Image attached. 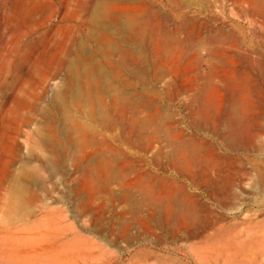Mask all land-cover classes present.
Listing matches in <instances>:
<instances>
[{"label":"rangeland","instance_id":"1","mask_svg":"<svg viewBox=\"0 0 264 264\" xmlns=\"http://www.w3.org/2000/svg\"><path fill=\"white\" fill-rule=\"evenodd\" d=\"M254 167L264 0H0V264H264Z\"/></svg>","mask_w":264,"mask_h":264},{"label":"bare ground","instance_id":"2","mask_svg":"<svg viewBox=\"0 0 264 264\" xmlns=\"http://www.w3.org/2000/svg\"><path fill=\"white\" fill-rule=\"evenodd\" d=\"M240 120H241L240 114L238 113V111H237V109L235 107V104L233 103L228 108L227 113H226V117L224 119V124H225V127H226V130H225V133H224V137L230 138L232 141L236 140V141L239 142V135H240V132H241V121ZM252 120H253V122H255V121L257 122L256 119H252ZM249 131H250V134H249L248 141H249V143H252V142H254L256 140V138L259 135V133L263 132V128L260 127V126H257L255 124L254 126H252V128H250ZM244 134H246V133H244ZM247 137H248V135H247ZM184 147H187V145H184L183 149H184ZM194 161H196V159H194V158H193V161L192 160H188L187 161L186 168L183 167V169H182V177L185 178V179H189L195 185H199V184L202 185L203 189H204L206 184H207V186L210 184L211 179L209 177V174L207 172H205V171H202V176H200V177H198V174H195L193 172L191 173L192 166L196 165V164H194L195 163ZM255 171H256V175H257V180L261 184L264 183V169L256 167ZM247 174L248 173L246 171H244L243 169L242 170H238L235 173H232L226 179L221 180L222 182L220 184V186H221L220 188L224 189V192H226L227 195H229V197L232 196V194H233L232 187L235 185V183L237 181L239 182V180H240V178L242 176H246ZM208 188L209 187H207L205 189V191ZM206 193H208V190H207ZM186 200H187V202H189L192 205L193 208H188L189 206L186 207V202L182 205L183 207H181L179 209L177 207V210H178V213H179L178 215H179L180 220H181V225L184 227L186 232L184 230H182V231H184V233L187 234L185 236L186 238L184 237L185 234L183 235V237L185 239H187V241L188 240L190 242L192 241V243H194L195 245L196 244H198V245L199 244H204L207 241H210V240H208V237L205 239V241L201 239V241L195 242L197 240H200L198 238L200 237L199 234L201 235V233H199V234H198V232L196 233V231H194V230H197V229H193L192 228V227L195 226L196 221H197L196 220L197 219V215H196L195 207L200 206L201 204H200L199 200L195 196L186 195ZM176 206H178V205H175L173 200L171 199L169 201V203H168V215H169V217H171V214L173 215L174 211L176 210ZM201 237H202V235H201ZM213 237H214V235H213Z\"/></svg>","mask_w":264,"mask_h":264}]
</instances>
